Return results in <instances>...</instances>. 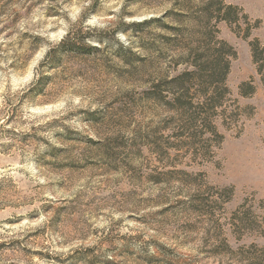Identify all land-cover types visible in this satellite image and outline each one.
I'll list each match as a JSON object with an SVG mask.
<instances>
[{
  "label": "rangeland",
  "instance_id": "1",
  "mask_svg": "<svg viewBox=\"0 0 264 264\" xmlns=\"http://www.w3.org/2000/svg\"><path fill=\"white\" fill-rule=\"evenodd\" d=\"M178 1L0 0V264H264V0H225L236 54L205 125L168 84Z\"/></svg>",
  "mask_w": 264,
  "mask_h": 264
},
{
  "label": "trees",
  "instance_id": "2",
  "mask_svg": "<svg viewBox=\"0 0 264 264\" xmlns=\"http://www.w3.org/2000/svg\"><path fill=\"white\" fill-rule=\"evenodd\" d=\"M177 4L180 8L178 13L187 20V26L184 29L186 43L183 47L186 55L181 57L176 65L184 64L186 67L170 79L168 84L170 91L174 94L176 107L185 110L186 113H189L190 109L193 108L194 98L203 99V103L201 101L199 104L204 116L203 122L204 125L211 124L212 112H215L216 107L222 106L227 94H229L226 82L230 71V59L236 54L233 47L217 38V25L221 21L228 23L236 21L238 8L227 4L225 0H182L178 1ZM173 13L176 12L169 11L168 14ZM250 33V30L247 29L245 37H248ZM70 36L71 33L69 32L62 47H65L66 51L70 48L77 50L76 46L70 43L72 39ZM36 39L40 38L36 36ZM80 48L81 51L78 54L83 55H90L93 50L99 49L97 46L85 43L81 44ZM251 52L257 75L264 85V45L259 41L251 43ZM56 55L57 50L51 48L43 63L53 59ZM40 81L16 94L18 97L17 105L40 90ZM245 87H248L250 91H245ZM254 92L255 87L250 82L242 84L240 87V93L243 96ZM13 122L14 120L10 116L6 119L0 115L1 126Z\"/></svg>",
  "mask_w": 264,
  "mask_h": 264
},
{
  "label": "clouds",
  "instance_id": "3",
  "mask_svg": "<svg viewBox=\"0 0 264 264\" xmlns=\"http://www.w3.org/2000/svg\"><path fill=\"white\" fill-rule=\"evenodd\" d=\"M121 39H123V37H121Z\"/></svg>",
  "mask_w": 264,
  "mask_h": 264
}]
</instances>
